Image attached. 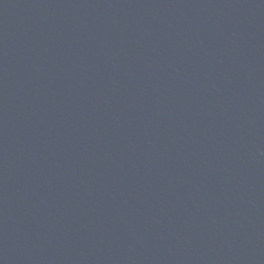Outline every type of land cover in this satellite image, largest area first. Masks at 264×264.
I'll list each match as a JSON object with an SVG mask.
<instances>
[{
	"label": "water",
	"instance_id": "water-1",
	"mask_svg": "<svg viewBox=\"0 0 264 264\" xmlns=\"http://www.w3.org/2000/svg\"><path fill=\"white\" fill-rule=\"evenodd\" d=\"M0 264H264V0H0Z\"/></svg>",
	"mask_w": 264,
	"mask_h": 264
}]
</instances>
